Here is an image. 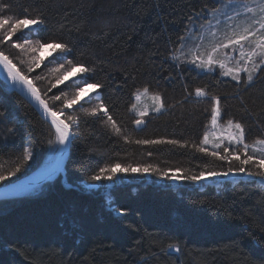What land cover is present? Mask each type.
<instances>
[{
	"label": "trees",
	"instance_id": "16d2710c",
	"mask_svg": "<svg viewBox=\"0 0 264 264\" xmlns=\"http://www.w3.org/2000/svg\"><path fill=\"white\" fill-rule=\"evenodd\" d=\"M5 2L11 4L6 16L42 14L45 24L13 34L10 42L0 43V52L29 76L52 110L64 109L62 118L75 124L64 173L0 199V264H264L262 177L200 185L184 180L172 185L153 173H119L123 182L111 186L107 179H91L114 163L150 164L179 170L177 175L198 174L204 168L227 170L228 162L198 151L210 125L213 96L220 100L221 120L245 127L246 142L264 139V71L250 84L237 83L220 71H200L185 63L187 56L177 55L179 37L202 19L194 14L217 8L224 0ZM23 41L66 43L71 54L58 50L28 72L10 52L16 55L11 44ZM170 53L177 59H170ZM69 60L93 72L54 88L53 71L61 65L72 68ZM94 83L101 85L96 94L67 108L77 85ZM196 88L205 96L197 97ZM140 89L159 94L164 106L137 125L139 117L131 106ZM101 103L115 127L103 110L93 115ZM57 146L53 126L0 80V174L6 177L0 185L38 169ZM223 147L228 146H221V152ZM25 150L30 153L27 160ZM93 183L101 184L86 187Z\"/></svg>",
	"mask_w": 264,
	"mask_h": 264
},
{
	"label": "snow or ice",
	"instance_id": "6c2138e0",
	"mask_svg": "<svg viewBox=\"0 0 264 264\" xmlns=\"http://www.w3.org/2000/svg\"><path fill=\"white\" fill-rule=\"evenodd\" d=\"M214 3H218L219 0H213ZM245 8L246 13H252L256 18L251 19V22H246V26L242 28H237V30L232 31L231 35L226 38V42L216 44L212 47L211 51L207 54V59H203L200 55H196L191 59L185 60V63L194 64L197 68L202 69H211L214 65L219 64V66L223 69L226 67L224 61L217 60L216 54L220 51V49H228L232 48L233 50H239V56L229 57V62L232 59L236 60V66L234 68H228L227 71L223 73L225 76H231L232 80L237 83H251L254 80L255 75L258 71H264V0H256L254 7H248L247 3L242 5ZM11 8V4L5 2V0H0V30L3 31V40H0V43L10 42L9 37L13 34L21 33L23 29H30V26H40L45 24V20L42 17V14H37L34 18H14L6 16L5 13L8 12ZM217 9H202L200 13L194 14L197 19L203 18L204 16L213 17L215 16ZM191 19V17H190ZM215 32H213V36ZM188 37L181 36L179 37V43L183 45ZM249 46L248 50H245V45ZM16 47H21V45L17 44ZM40 47H50L52 52H56L59 49L65 55L71 54V49L66 43H51L48 45L40 44ZM35 51V49L33 50ZM182 55L188 56V53H182ZM169 58L172 60H176L177 56L169 54ZM43 59V58H41ZM0 63L3 64L4 70L8 74V78L11 79L14 83H18L23 85L34 100L38 101L39 105L43 107L45 113L51 115V124L55 129L56 141L64 145L66 142H70L73 139V134L71 132V127L75 124L70 118L66 123L64 120H61L56 112L52 111L49 107L48 103L41 98V94L38 92L37 88L33 85L32 80L29 76L22 74V72L16 67L15 64L9 59L7 55L0 52ZM34 63L39 66L40 60H34ZM68 64L74 67L75 65L71 60L68 61ZM178 66V65H177ZM61 67H64L61 65ZM31 71V69H29ZM68 71H71V67H69ZM81 73H91L93 72L92 68H87L84 66L80 67ZM241 73L247 74L246 81L242 79ZM67 75V73H65ZM88 77L85 76V80ZM64 84L62 79H58L56 84L53 85L55 88L57 85ZM65 86H68L65 84ZM85 86H87L85 84ZM94 89L100 88L101 85L99 83H94L92 85ZM84 91L83 87L77 85V95H75L71 100L67 102V107H71L78 100H83L84 98L79 96V92ZM195 94L197 97L205 96L204 90L201 88L195 89ZM56 100L61 99L60 96L55 97ZM155 100L159 102L158 111L160 108H163V102L161 101V97L157 94L154 97ZM213 102L211 122L213 125H216L217 120L222 118V109L220 105V100L213 96L211 97ZM103 110V115L108 117V120L113 123L115 127V121L109 112L105 109L103 103L99 105L98 108H94L93 115H100ZM140 119L136 120V124L140 125L143 123V117L145 113H140ZM228 125L230 127L235 128L236 135L229 136V146L223 147L221 152V144H214L212 150L210 151L207 145L209 144V136L205 133L203 140L201 141L200 146H198V151L203 153L204 155L211 156L219 161H225L229 163V167L227 170L217 171L214 169L204 168L199 171V173H193L189 175L187 172H184L183 175H177V172H170L168 169H160L155 165H137L133 167L132 164H127L126 166H121L120 163H114L106 165L99 169V172L91 177L92 180L98 181L102 178L107 180H112L117 173H153L157 174L166 179L172 180H184V181H192L198 182L203 179H207L209 176H228L230 174L236 173H246L249 177L259 176L264 177V139H258L255 143L260 145L261 147L257 150L253 148L252 151H249L250 145L245 142L246 140V129L239 122H233L231 119L228 120ZM119 131V128H116ZM12 131L11 129L9 130ZM233 141L235 144L233 145ZM140 144H161L164 143L163 140H140L137 141ZM169 144H177L179 143L176 140H169ZM223 153V154H222ZM240 153H243V158H241ZM30 153L25 150L24 152V160H27ZM233 161H238L236 166H232ZM246 166H254L257 171L253 172L250 168ZM16 171H20L19 168ZM106 174V175H105ZM9 176L12 175L11 172L8 173ZM6 177L0 174V181H5ZM264 182V181H261ZM123 211V210H122ZM168 248H177L174 244H169ZM177 251L179 249L177 248Z\"/></svg>",
	"mask_w": 264,
	"mask_h": 264
},
{
	"label": "rangeland",
	"instance_id": "374dc122",
	"mask_svg": "<svg viewBox=\"0 0 264 264\" xmlns=\"http://www.w3.org/2000/svg\"><path fill=\"white\" fill-rule=\"evenodd\" d=\"M255 2L256 0H224V2H222L217 8H215L217 9L215 16L207 17L205 19L202 18L199 22H195L190 26V30L186 35L188 39L183 45L180 46L179 50L177 51V55L184 56L182 55V53H188L189 54L187 56L188 59H191L196 55H200L203 59L206 60L207 54L211 51L212 47H214L216 44L226 42V38L229 35H231L232 31L237 30V28H242L246 26V22H251V19L256 18L252 13H246L245 8L242 6L243 4L247 3L248 7H254ZM35 27H36L35 25L30 26V28H35ZM213 32H215L214 36H213ZM10 38L11 37H9V40H11ZM17 44L18 43L11 44L13 50L17 52L16 55H14L15 52L11 50L10 52L12 56L15 59H17L18 62L21 63L28 72H32V73L34 69L41 67L44 64V62L48 60V58L53 57L59 52L58 51L59 49H57L56 52H52L50 47H40V44H37L35 42L23 41L19 43V45H21V47L19 48L15 46ZM34 49L35 51H33ZM248 49L249 46L246 44L245 50ZM232 56L238 57L239 50L238 49L233 50L232 48L220 49V51L216 54V59L224 61L226 65V67L223 69L219 66V64L214 65L211 69H202V68H197L194 64L191 65L200 71H220L221 74L223 75V73L227 71L228 68H234L236 66L235 59H232L229 62V57ZM34 60H40L39 66H37L34 63ZM29 69H31V71H29ZM65 73H67V75H65ZM79 74H81L80 67H72L71 71H68V69L66 68L59 67L58 69L53 71L54 80L52 81V86L56 84V81L58 79H62L65 83L67 81L77 78ZM242 76L247 78L246 73H241V77ZM36 79L38 80L39 78ZM86 85L87 86H85L84 84L82 86L84 88V91L79 92V96L83 97L84 98L83 100L88 99L93 94H96V90L92 87V84H86ZM75 95H77V92L72 97H68L66 101L68 102ZM156 95H157L156 93L149 92L147 89L137 90L133 96L134 102L131 106L132 112L135 113V115H137L139 119L141 118L139 115L140 113H145L146 115L149 112H158L157 109L159 107V102L154 99ZM83 100H78L75 104ZM67 102H66V106H67ZM162 109L163 108H160V110ZM63 110L64 109H60L59 112L62 114ZM227 122L228 121H223L219 118L217 120L216 125H213L210 119V125L205 131V133H207L209 136V144L207 145V147L212 149L214 144L217 143L221 144V146L223 145L229 146V139H228L229 136H235L237 133L234 126L230 127ZM256 141L257 140H253L249 142L245 141L250 145L249 148L250 152L252 151L253 148H256L258 150L261 147L260 145L255 143ZM232 143L234 145L235 141H233ZM58 146L57 148L55 147L54 149H51L48 152L44 162L40 165V167H38L39 170L45 169L52 163V161L55 158L56 152L58 150ZM262 171H264V169H262ZM244 174L245 173H236V174H230L228 176H209L207 179H203L201 181L196 182V184L200 185L204 183H218L224 180H229V179L233 180L238 177H249L248 175H244ZM122 179L123 178L121 177V175L117 173L114 179L107 181L106 185L111 186L113 183H117V184L122 183L123 182ZM261 180L264 181V177H262ZM169 181L172 185H178L181 182V180H172V179H169ZM98 184L93 183L86 185V187L87 188L97 187Z\"/></svg>",
	"mask_w": 264,
	"mask_h": 264
},
{
	"label": "water",
	"instance_id": "95a60500",
	"mask_svg": "<svg viewBox=\"0 0 264 264\" xmlns=\"http://www.w3.org/2000/svg\"><path fill=\"white\" fill-rule=\"evenodd\" d=\"M0 80H2L8 88L21 95L45 120L51 124V115L45 113L43 107L39 105L38 101L33 99L25 87L18 83H14L11 79H9L8 75L2 70L1 67ZM41 98L44 99L42 96ZM54 112H56L57 116L61 120H64L60 112ZM71 141L72 139L70 142H66L64 145L59 144L54 160L45 170L41 172H37L36 170L16 180L0 185V199L25 193L40 186L43 183L57 179L59 175L64 173L65 164L70 155Z\"/></svg>",
	"mask_w": 264,
	"mask_h": 264
},
{
	"label": "bare ground",
	"instance_id": "6f19581e",
	"mask_svg": "<svg viewBox=\"0 0 264 264\" xmlns=\"http://www.w3.org/2000/svg\"><path fill=\"white\" fill-rule=\"evenodd\" d=\"M0 67H1L2 70L7 74V72H6V71L4 70V68H3V64H2V63H0ZM7 75H8V74H7ZM20 85H21V84H20ZM22 86H23V85H22ZM23 87H24V86H23ZM50 165H51V164H50ZM50 165H49V166H50ZM49 166H48V167H49ZM48 167H46V168H48ZM46 168H45V169H46ZM45 169H43V170H45ZM43 170H39V169H38L37 172H41V171H43Z\"/></svg>",
	"mask_w": 264,
	"mask_h": 264
}]
</instances>
